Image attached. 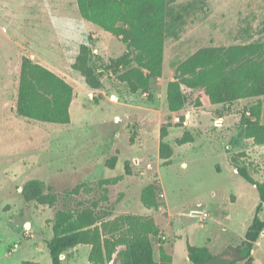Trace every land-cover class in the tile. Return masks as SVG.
Returning a JSON list of instances; mask_svg holds the SVG:
<instances>
[{"label": "rangeland", "instance_id": "374dc122", "mask_svg": "<svg viewBox=\"0 0 264 264\" xmlns=\"http://www.w3.org/2000/svg\"><path fill=\"white\" fill-rule=\"evenodd\" d=\"M168 22L175 33L166 40L163 76L152 81L149 93L132 94L111 72L102 89L92 90L73 70L81 45H90L105 63L124 55L126 45L85 21L76 0H0V264H52L47 247L51 221L66 203H97L98 210L110 213L106 220L153 216L167 237L173 264H192L188 244L219 256L207 264L232 261L231 252L223 253L244 241L260 199L256 187L234 171L231 159L264 182V145L246 139L240 128L244 109L259 101L264 123V97L224 106L203 99L205 104L196 107L195 91L184 110L172 114L167 86L176 67L202 48L264 43V0H168ZM24 56L63 72L75 89L69 125L16 114ZM217 121L222 125L216 126ZM166 125L165 141L174 150L169 166L159 156L160 130ZM186 131L193 142L178 146ZM112 158L117 159L114 169L107 164ZM34 179L61 195L56 207L23 201L20 189ZM154 182L159 183L160 208L150 211L141 192ZM78 185L87 190L64 198ZM259 218L264 222V206ZM89 253V246H79L61 259L63 264H90ZM253 257L254 264H264V232Z\"/></svg>", "mask_w": 264, "mask_h": 264}, {"label": "trees", "instance_id": "16d2710c", "mask_svg": "<svg viewBox=\"0 0 264 264\" xmlns=\"http://www.w3.org/2000/svg\"><path fill=\"white\" fill-rule=\"evenodd\" d=\"M76 3L85 21L117 38L126 45L127 52L105 63L90 45L83 44L73 70L85 78L92 90L102 89L104 76L111 72L132 94L149 93L152 81L163 76L166 40L169 32L175 33L168 22V0H76ZM96 61L100 64L96 65ZM195 91H199L193 100L196 107L202 106L203 99L213 106H224L264 97V43L207 47L192 54L176 67L174 79L168 83L169 112L183 111ZM73 100L74 88L64 78L27 56L22 58L16 103L19 117L66 126L71 123ZM262 116L263 103L259 101L244 109L240 121L244 137L258 146L264 145ZM169 127L166 125L160 130L159 156L166 166L171 165L174 155L173 148L165 141ZM192 142V133L186 131L176 144L183 146ZM116 163V158L107 162L111 169ZM231 163L247 183L256 187L260 203L244 241L228 247L223 254L232 253L229 264H254V246L264 232V222L259 218L264 206V182L255 181L249 170L238 165L235 159H231ZM125 167L130 173L128 163ZM83 190H87L85 185H78L65 192L64 198L79 195ZM19 194L27 204L49 208L56 207L62 200L60 194L39 179L24 183ZM158 198L159 183H151L141 192V202L147 209L158 210ZM78 205L66 203L51 221L53 237L47 247L52 264H63L61 257L79 246L91 248L90 264H110L116 260L120 264H173V257L165 248L167 241L163 231L152 216L124 214L106 220L110 213L98 210L97 203ZM187 253L192 264H207L219 257L208 247L190 244ZM22 264L40 263L25 261Z\"/></svg>", "mask_w": 264, "mask_h": 264}, {"label": "crops", "instance_id": "0c3cea01", "mask_svg": "<svg viewBox=\"0 0 264 264\" xmlns=\"http://www.w3.org/2000/svg\"><path fill=\"white\" fill-rule=\"evenodd\" d=\"M96 27V26H95ZM94 27V25H93V28H95ZM90 28H92V27H90ZM89 28V29H90ZM98 28V27H97ZM98 29H100V28H98ZM96 30V29H95ZM102 30V29H101ZM96 32L98 33V31L96 30ZM29 58H31L32 60H36V57L35 56H30ZM37 63H39L40 64V61H38ZM43 66L44 67H46V68H48L49 70H51L52 72H54L56 75H58V76H60V77H62V78H64L67 82H68V80L66 79V76H65V74L63 73V72H60V71H56L54 68H51L50 66H48V64H44L43 63ZM69 83V82H68ZM70 84V83H69ZM18 86H19V82H18ZM75 89H74V99H75ZM74 101V100H73ZM73 103V102H72ZM205 103L202 101V105H204ZM218 122V121H217ZM221 122V121H220ZM222 123V122H221ZM234 171L235 172H237V170L234 168ZM161 183V182H160ZM145 188V187H144ZM143 188V189H144ZM21 190V189H20ZM164 199H165V195H164ZM151 211V210H150ZM153 217V216H152ZM154 218V217H153ZM155 219V218H154ZM156 221V220H155ZM157 223V222H156ZM162 229V228H161ZM163 231V230H162ZM165 238H167V237H165ZM167 243H168V241H167ZM165 248H166V246H165ZM77 249V248H76ZM90 250H91V248H90ZM166 251H167V249H166ZM71 252V251H70ZM168 252V251H167ZM169 254V253H168ZM173 261H174V259H173Z\"/></svg>", "mask_w": 264, "mask_h": 264}, {"label": "built area", "instance_id": "2783aa9c", "mask_svg": "<svg viewBox=\"0 0 264 264\" xmlns=\"http://www.w3.org/2000/svg\"><path fill=\"white\" fill-rule=\"evenodd\" d=\"M215 124H216V126H221L222 125V123L220 121L216 122ZM161 197H164V196L162 195ZM198 215H200L203 219L208 217V215L206 213L205 214L200 213ZM25 230H26L27 234L31 231V225L29 223L25 226Z\"/></svg>", "mask_w": 264, "mask_h": 264}]
</instances>
